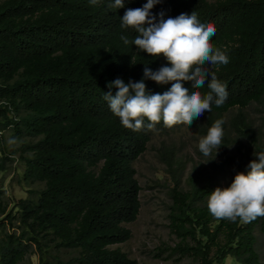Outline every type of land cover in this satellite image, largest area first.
Masks as SVG:
<instances>
[{"label":"trees","instance_id":"trees-1","mask_svg":"<svg viewBox=\"0 0 264 264\" xmlns=\"http://www.w3.org/2000/svg\"><path fill=\"white\" fill-rule=\"evenodd\" d=\"M110 3L114 0L95 5L0 0V174L13 160L2 136L10 131L21 142L25 178L44 184L11 206L0 186V264H19L38 250L40 264H60L61 249L78 252L65 264H137L112 246L132 236L125 224L137 219L141 207L134 162L147 150L153 130L165 125L132 131L104 95H115L118 90L108 84L117 78L139 82L145 65L153 71L170 65L120 39L131 41L138 34L121 27V18L147 0H124L120 9ZM161 11L165 18L195 11L201 23L215 27L211 43L225 51L229 63L206 67L227 84L228 97L204 112L201 125L207 132L217 119L224 120L214 165L242 172L252 160L245 150L229 155L226 117L237 110L230 125L255 142L244 110L253 102L264 107V0H163L151 9L157 17ZM144 82L151 94L171 87V82ZM182 83L192 90L194 82ZM198 91L206 94L207 82ZM166 161L172 169L171 158ZM212 191L210 184L194 182L184 189L175 182L168 217L177 241L159 247L156 256L189 257L193 264H218L230 256L236 264H263L256 230L264 234V217L248 223L216 219L207 206Z\"/></svg>","mask_w":264,"mask_h":264},{"label":"clouds","instance_id":"clouds-1","mask_svg":"<svg viewBox=\"0 0 264 264\" xmlns=\"http://www.w3.org/2000/svg\"><path fill=\"white\" fill-rule=\"evenodd\" d=\"M89 2L95 5L99 0ZM162 2L147 0L142 8H129L121 18V27L132 28L138 33L131 41L127 36H121L125 45L131 43L152 57L162 56L170 65L156 71L145 65L143 79L139 82L129 80L125 83L117 78L108 84L109 89L118 91L115 95L106 92L104 99L121 124L132 131L152 130L161 121L168 127L177 124L190 126L205 111L211 112L213 103L219 107L228 97L227 84L206 67L229 63L225 51L211 43L215 27L201 23L195 11L168 18L161 11L157 17L151 9ZM123 7L124 0L109 4V8ZM149 79L157 84L171 82V87L162 94H151L146 91L144 82ZM184 81L194 82L191 91L184 86ZM206 82L209 91L202 94L198 89ZM224 123V120L217 119L206 136L200 139L198 148L205 157L213 150L215 157L218 154ZM253 155L256 159L250 161L246 173H237L229 186L216 187L211 192L207 206L214 218L248 223L264 217V151H254Z\"/></svg>","mask_w":264,"mask_h":264},{"label":"rangeland","instance_id":"rangeland-1","mask_svg":"<svg viewBox=\"0 0 264 264\" xmlns=\"http://www.w3.org/2000/svg\"><path fill=\"white\" fill-rule=\"evenodd\" d=\"M244 111L251 128L256 133L255 142L252 143L245 136L240 137L230 125V119L237 110L226 117L228 130L225 141L229 143V155L242 156L241 151L245 150L253 160L256 159L253 155L254 151H264V107L253 102ZM202 120L204 117L200 116L190 126L177 124L154 129L147 150L134 162L136 177L141 185L140 212L135 221L125 224L132 231L131 238L112 247H119L127 252L137 264H193V260L189 257L177 261L174 258L164 259L156 256L159 247L173 246L177 241L169 228L171 187L178 181L182 188L188 189L194 185V182H198L199 186L210 184L215 190L216 187L229 186L235 175L239 173L232 169L231 165H226L223 169L216 167L215 150L207 157L199 151V141L207 134L205 127L201 125ZM2 136L4 149L13 160L6 161L5 169L0 174V186L5 189L6 201L11 206L13 200L33 196L30 190L39 191L44 184L25 178V163L19 151L20 140L10 131ZM26 139L29 137H23L21 140L27 141ZM167 158H171L173 162L172 169L167 164ZM248 170L247 167L242 172L246 173ZM256 235V248L264 264V234L257 229ZM56 253L61 260L60 264H65L78 252L73 249H61ZM163 255L166 256L167 253ZM52 262L56 263V260L52 259ZM19 264H40L39 250L29 253ZM218 264L236 263L234 258L229 256Z\"/></svg>","mask_w":264,"mask_h":264}]
</instances>
